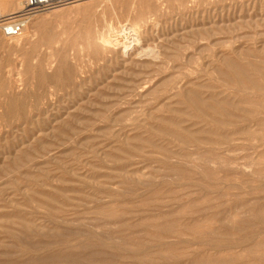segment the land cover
I'll use <instances>...</instances> for the list:
<instances>
[{"label": "rangeland", "instance_id": "374dc122", "mask_svg": "<svg viewBox=\"0 0 264 264\" xmlns=\"http://www.w3.org/2000/svg\"><path fill=\"white\" fill-rule=\"evenodd\" d=\"M23 1L0 264H264V0Z\"/></svg>", "mask_w": 264, "mask_h": 264}, {"label": "built area", "instance_id": "2783aa9c", "mask_svg": "<svg viewBox=\"0 0 264 264\" xmlns=\"http://www.w3.org/2000/svg\"><path fill=\"white\" fill-rule=\"evenodd\" d=\"M61 0H25L19 11L2 20L3 33L8 38H15L21 34L27 19L39 11L51 8Z\"/></svg>", "mask_w": 264, "mask_h": 264}, {"label": "bare ground", "instance_id": "6f19581e", "mask_svg": "<svg viewBox=\"0 0 264 264\" xmlns=\"http://www.w3.org/2000/svg\"><path fill=\"white\" fill-rule=\"evenodd\" d=\"M24 2V1H23ZM23 2L22 3H20L21 4V6H20V8H19V10L21 9V7H22V5H23ZM18 6H19V4H18ZM15 9V8H14ZM18 10V11H19ZM14 12V11H13ZM17 12V11H16ZM15 13V12H14ZM10 14H13V13H10ZM9 14V15H10ZM4 16H6V15H3V13L2 12H0V19L2 18V17H4ZM133 29V28H132ZM132 31V30H131ZM136 31V30H135ZM130 32V31H129ZM125 33V32H124ZM125 35V34H124ZM119 37V36H118ZM138 38V37H137ZM131 39V38H130ZM133 41H135V40H133ZM135 43V42H134ZM133 43V44H134ZM138 44V43H137ZM136 45V44H135ZM150 52H151V50H150ZM234 68V67H233Z\"/></svg>", "mask_w": 264, "mask_h": 264}]
</instances>
